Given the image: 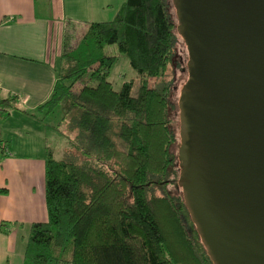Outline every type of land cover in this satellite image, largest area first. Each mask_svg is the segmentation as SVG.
<instances>
[{
    "label": "trees",
    "instance_id": "1",
    "mask_svg": "<svg viewBox=\"0 0 264 264\" xmlns=\"http://www.w3.org/2000/svg\"><path fill=\"white\" fill-rule=\"evenodd\" d=\"M169 4L126 0L113 20L89 24L76 46L73 34L66 38L53 93L38 111L62 108L68 141L59 160L48 147L49 218L32 225L24 264H217L181 184L188 159L170 180L178 164L168 70L179 26ZM110 46L139 82L114 89ZM12 101L0 99V110ZM170 184L184 194L173 195Z\"/></svg>",
    "mask_w": 264,
    "mask_h": 264
},
{
    "label": "water",
    "instance_id": "2",
    "mask_svg": "<svg viewBox=\"0 0 264 264\" xmlns=\"http://www.w3.org/2000/svg\"><path fill=\"white\" fill-rule=\"evenodd\" d=\"M175 5L192 75L181 184L217 264H264V0Z\"/></svg>",
    "mask_w": 264,
    "mask_h": 264
},
{
    "label": "crops",
    "instance_id": "3",
    "mask_svg": "<svg viewBox=\"0 0 264 264\" xmlns=\"http://www.w3.org/2000/svg\"><path fill=\"white\" fill-rule=\"evenodd\" d=\"M126 0H0V264H24L31 227L48 221L46 158L51 97L64 43L75 30L111 21ZM4 109L9 112L3 111Z\"/></svg>",
    "mask_w": 264,
    "mask_h": 264
},
{
    "label": "rangeland",
    "instance_id": "4",
    "mask_svg": "<svg viewBox=\"0 0 264 264\" xmlns=\"http://www.w3.org/2000/svg\"><path fill=\"white\" fill-rule=\"evenodd\" d=\"M169 1V12L174 23L179 26V17H178V10L175 5V0H168ZM85 29L75 30L73 40L71 44L76 46L79 40L82 38L84 33L86 32ZM176 51L173 64L170 66L168 70L169 78L172 79V93L170 97L171 102V109H170V125L172 130L175 133L176 143L172 146V152L176 157V167L173 169L170 180H178L179 178V166L182 162L185 163V155L183 153L182 144L184 142V135L182 132V121L185 113L182 110L181 100L183 96V88L186 84L189 83L191 78V56L190 50L186 41V38L179 32V28L176 30ZM107 53L110 55H117L118 59L114 66L111 69L109 81L112 83L114 89L119 91L122 85L128 81H136L138 80L137 73L132 69L130 65V61L125 55L118 54V48L116 46H110L106 49ZM158 82L156 79H152L150 81V86H154ZM81 85L78 84L76 89L79 90ZM137 92V87L134 89V94ZM47 116V115H46ZM45 116V117H46ZM63 116V110L60 107H57L53 112H51L48 117L47 121L54 126V131H50L48 133L49 142H50V149L54 152V157L56 159H62L64 149L67 146V138L64 136L63 132L68 134L65 126L59 127V122L61 117ZM169 191L176 196H182L184 194L183 188L178 187L177 184H170L168 185ZM54 264V263H51Z\"/></svg>",
    "mask_w": 264,
    "mask_h": 264
},
{
    "label": "built area",
    "instance_id": "5",
    "mask_svg": "<svg viewBox=\"0 0 264 264\" xmlns=\"http://www.w3.org/2000/svg\"><path fill=\"white\" fill-rule=\"evenodd\" d=\"M6 154H8V149H7L5 144L1 143L0 144V156H2V155L6 156Z\"/></svg>",
    "mask_w": 264,
    "mask_h": 264
}]
</instances>
